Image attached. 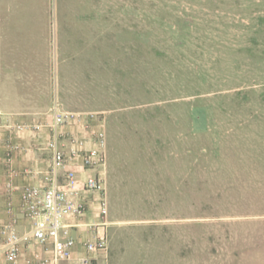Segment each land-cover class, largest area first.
Returning a JSON list of instances; mask_svg holds the SVG:
<instances>
[{"label":"rangeland","instance_id":"374dc122","mask_svg":"<svg viewBox=\"0 0 264 264\" xmlns=\"http://www.w3.org/2000/svg\"><path fill=\"white\" fill-rule=\"evenodd\" d=\"M14 53L104 119L101 264H264V0H0Z\"/></svg>","mask_w":264,"mask_h":264},{"label":"built area","instance_id":"2783aa9c","mask_svg":"<svg viewBox=\"0 0 264 264\" xmlns=\"http://www.w3.org/2000/svg\"><path fill=\"white\" fill-rule=\"evenodd\" d=\"M50 113L53 123L51 136L46 143L50 166L43 177V184L24 187L20 192L18 214L8 201L5 205L7 220L4 222L0 220V256L6 264H19L23 250L33 245L42 247L50 245V257L40 259L38 264H54L69 260L75 240L62 232L65 227L62 220L66 217L84 216L86 204L81 201L80 193L94 194L100 215L105 218L108 214L105 195L104 119L93 113L65 111L57 101L51 107ZM91 123L98 127L93 133L88 132ZM6 126L11 131L37 135L42 127L39 123ZM75 126H78L79 130H85L86 136L70 131V128ZM15 149L16 146L12 144L5 145L6 161H9L10 153ZM76 166L84 170H96L97 175L85 180L79 188V180L73 168ZM6 189L8 194L14 189L10 180L6 182ZM19 217L29 223V229L23 233L18 231ZM83 245L90 254L107 253L106 235L96 236ZM27 264H31V261H27ZM80 264H89V261L84 258Z\"/></svg>","mask_w":264,"mask_h":264},{"label":"crops","instance_id":"0c3cea01","mask_svg":"<svg viewBox=\"0 0 264 264\" xmlns=\"http://www.w3.org/2000/svg\"><path fill=\"white\" fill-rule=\"evenodd\" d=\"M13 58H3L0 54V220H7L5 205L8 201L18 214L20 192L26 186L42 185L43 177L49 170L50 159L46 150V143L51 136L53 119L50 113L55 103L61 106L56 98L54 89L41 93L35 77L31 73V62L26 59H18L14 53ZM8 59V60H7ZM41 124V132L37 135L28 132H15L7 128L11 125ZM98 127L91 123L88 129L93 133ZM70 131L79 132L86 136L85 130H79L78 126L71 127ZM12 144L16 149L10 153L9 161L5 160V145ZM71 167H68L70 169ZM79 180L78 187L82 183L97 175L96 170H84L79 166L73 167ZM10 180L14 189L8 194L6 182ZM63 182V178L60 179ZM80 198L86 204V213L79 218L66 217L62 220L65 226V236L75 240L72 256L67 261L54 264H80L84 258L93 259L101 264V254H90L84 248V243L92 241L96 236L107 235L108 220L100 215L99 205L92 193H80ZM29 229V223L19 217L18 231L23 233ZM62 235V233H61ZM47 248V249H46ZM50 245H33L23 250L19 264H38L42 258H49ZM0 264H6L0 256ZM53 264V263H51Z\"/></svg>","mask_w":264,"mask_h":264}]
</instances>
